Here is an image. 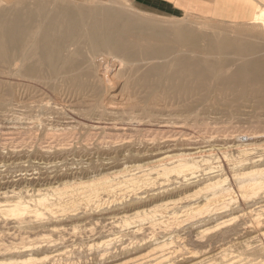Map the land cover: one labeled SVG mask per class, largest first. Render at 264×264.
I'll list each match as a JSON object with an SVG mask.
<instances>
[{
	"label": "rangeland",
	"instance_id": "obj_1",
	"mask_svg": "<svg viewBox=\"0 0 264 264\" xmlns=\"http://www.w3.org/2000/svg\"><path fill=\"white\" fill-rule=\"evenodd\" d=\"M17 2L0 0V8ZM66 2L83 8L111 7L136 24L155 23L170 34L174 24L190 26L204 40L187 50V58L201 59L200 53L208 51L237 52L232 43L237 42L240 52L250 58L235 59L236 65L228 62L229 70L237 65L253 69L264 60L263 21L262 27L192 15L159 17L134 9L127 0ZM217 37H226L229 43L218 50L208 48ZM116 71L113 97L102 105L89 91L77 97L0 67V264H138L162 248L173 252L166 264H192L221 246L239 250L237 241L264 228V207H260L264 197L242 201L231 183L236 173L264 167V160L257 166L238 164L242 150L264 151V84L247 82L241 88L225 89L210 80L189 83L197 89L179 92L141 84L124 89L126 76L133 73H124L119 66ZM196 103L201 105L183 111L182 107ZM206 106L214 110L207 111ZM31 118L36 123L27 126ZM178 153H193V160H186L194 163L193 170L164 172V163L175 164H168L173 161L168 158ZM135 164L142 166L126 168ZM175 176L190 179L182 182L187 185L171 184ZM211 181L232 187L234 196L223 208L209 204L199 209L204 194L211 197V188L204 186ZM183 194L191 196L165 204ZM105 199L110 201L103 203ZM16 204L26 210L11 214ZM146 208L152 211L142 212ZM234 216L235 222L221 226L239 224L238 233L209 241L215 233L212 226ZM258 258L264 259V252Z\"/></svg>",
	"mask_w": 264,
	"mask_h": 264
},
{
	"label": "bare ground",
	"instance_id": "obj_2",
	"mask_svg": "<svg viewBox=\"0 0 264 264\" xmlns=\"http://www.w3.org/2000/svg\"><path fill=\"white\" fill-rule=\"evenodd\" d=\"M254 21L264 22V8L258 9L254 15ZM168 33L155 23L136 24L135 21L111 7L89 6L83 8L71 5L66 0H18L15 5L0 8V67L10 75L28 79L31 83L44 84L48 88H60L70 93L73 92L77 97H82L85 91H89L92 97L101 101H99L100 103H103L106 98L113 97L112 89H115L114 87L118 82L115 79L117 66L124 73L131 72L132 69L130 68L136 67L131 72L135 75L133 78H131L133 74L126 76L122 84L124 89L127 88L128 84H141L149 89L164 87L167 90L172 89L179 92L189 88L197 89L188 87L189 83H209L210 80L223 85L225 89L241 88L243 83L247 82L264 84V60H261V63L256 62V66L252 67L253 69H246L237 65L229 70L228 67L231 64L236 65L235 59L250 58V55L240 52V46L235 45L237 42H232L237 52H229L218 50L219 47H224L229 43L226 37H217L213 44L204 41L208 43V48L218 51H205L207 53H200L203 55L201 59H191V57L187 58L186 56V53H190L187 50L197 48V43L204 40L201 33L180 23L174 24L171 34ZM99 56H106L108 59L105 61L106 57L98 58ZM228 62L231 64L229 65ZM101 76L102 78H100ZM100 82L104 83L103 92L101 91L103 86ZM200 105L196 103L182 107V109L185 108L183 111H189V109H196ZM96 108L99 107H94L92 110ZM101 108L105 109L103 106ZM209 109L214 110L208 106L205 107V110L210 111ZM32 120L25 122L28 124L27 126L36 123V119ZM242 151L243 154L239 153L242 155V159H238L240 162L238 164L257 166L264 160L263 150H259L261 152H251L249 149L246 152L245 149ZM223 152L226 151L223 150ZM192 155L193 153H178L170 156L168 160L173 159V161L170 160L171 162L168 164H175H166L167 166H165L164 163L163 171L180 172L192 169L194 163L186 161L193 160L194 156ZM139 166L142 165L135 164L126 168H138ZM188 174H191L190 178L193 177L191 172ZM190 178L185 176L179 179L175 176L171 184L187 185L188 183L182 182H187ZM231 180V183L237 187L240 200L264 197V167H254V169L240 174L236 173ZM204 186L211 188V197H208V193L204 194V203L199 205V209H206L209 204H213L214 209L223 208L234 196L231 193L232 187L223 186L217 181H211ZM189 196L191 194H183L177 199H170L165 204H173L177 200L179 202L188 199ZM225 196L229 197L226 198ZM138 199L139 201L142 200L141 198ZM107 200L105 199L103 203L110 201ZM40 201L42 200L40 199ZM97 205L99 206V204ZM127 206L129 205L123 206V208ZM260 207H264V205ZM24 210H26V206L16 204L10 209V213L21 214ZM151 211L149 208L142 209L144 213ZM235 219L234 216L212 226V228L215 227L212 233H215L210 236L209 241H213V239H216L215 242L223 241L238 233L239 224L221 226L225 223L235 222ZM261 243H264V228L257 230V234L250 238L237 241L236 245H238L239 250H236L237 248L231 250L232 246L230 245L221 246L215 254L192 264H264V259L258 258L264 252ZM150 256L145 263L138 264H166L168 261L171 262L170 258L173 256V252H164L162 248L160 252Z\"/></svg>",
	"mask_w": 264,
	"mask_h": 264
},
{
	"label": "crops",
	"instance_id": "obj_3",
	"mask_svg": "<svg viewBox=\"0 0 264 264\" xmlns=\"http://www.w3.org/2000/svg\"><path fill=\"white\" fill-rule=\"evenodd\" d=\"M127 1L134 9L159 17H180L184 15H192L194 17H198L200 19L208 21L239 25H249L252 23L261 24L260 22L254 21V15L257 13L259 8H264V2H262V0ZM260 26L263 27V24H261Z\"/></svg>",
	"mask_w": 264,
	"mask_h": 264
}]
</instances>
